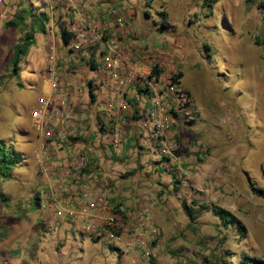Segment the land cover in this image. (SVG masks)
Returning a JSON list of instances; mask_svg holds the SVG:
<instances>
[{
	"label": "rangeland",
	"instance_id": "374dc122",
	"mask_svg": "<svg viewBox=\"0 0 264 264\" xmlns=\"http://www.w3.org/2000/svg\"><path fill=\"white\" fill-rule=\"evenodd\" d=\"M164 1L174 31L197 38L188 54L178 57L173 46L161 41L167 32L160 25L155 49L168 51L160 69L168 74L182 69V82L198 104V119L179 128L187 157L199 169L187 171L177 160V165L164 169L154 161L158 152L146 153L141 145L134 149V144L126 158L117 160L107 145L83 153L97 156L95 171L113 202L132 206L143 195L150 197L161 232L150 264H241L247 257L264 261V198L249 184L250 179L264 185V0H196L197 5L194 0H119L117 4L133 8L136 21L143 23L144 10L152 13L153 20L162 19L157 10ZM23 10L31 15L18 25L0 20V148L16 161L9 177L0 176V192L9 198L6 205L0 204V264H133L130 254L117 251L90 229L97 221L60 219L54 207L58 197L35 190L44 173L34 158L39 146L34 145V130L39 136L34 104L40 95L52 94L43 73L53 42L58 50L66 47L64 22H56L52 31L45 0H22L16 13ZM189 17L197 23L189 24ZM27 32L35 35L36 42L15 72L13 47ZM91 59L86 60L89 68ZM87 66L81 73L97 75ZM107 130L101 133L102 144ZM215 206L236 215L245 234L239 225H224Z\"/></svg>",
	"mask_w": 264,
	"mask_h": 264
},
{
	"label": "built area",
	"instance_id": "2783aa9c",
	"mask_svg": "<svg viewBox=\"0 0 264 264\" xmlns=\"http://www.w3.org/2000/svg\"><path fill=\"white\" fill-rule=\"evenodd\" d=\"M22 0H0V20L13 21L16 9ZM50 12L52 31L56 22L62 20L65 30L71 36L68 47L75 52H82L101 46L103 70L107 72L114 87L125 94L132 86H138L148 97L149 105L143 113L142 124L154 140L155 148L162 158L175 159L180 162L178 145L169 140L168 130L180 121L192 123L198 118L199 107L181 78L174 79L175 74H168L160 68L168 60L166 49L140 48L129 37L128 24L122 6H100L98 13L113 18V26L124 30V35L107 34L110 23L103 22L100 15H95L86 0H45ZM67 2L70 9L59 11ZM73 5V6H72ZM63 15V16H62ZM60 18V19H59ZM146 62L142 64L141 59ZM49 63L43 73L48 80L47 88L51 95L42 94L38 106L33 112L34 126L39 133L41 143L35 152V160L41 172L49 173L52 166L53 142L64 133L69 124L68 114L58 107L56 93L66 89L62 81L63 72L59 65V56L53 48ZM159 67V74H152L153 67ZM121 110H127L128 102L119 103ZM116 124L110 134V142L119 146L123 138V125ZM72 134L90 135L87 120L75 118L70 124ZM95 154L86 155L78 152L66 164L68 184L80 181V190L76 193L69 186H61L62 208L57 209L60 219L79 220L95 224L90 229L98 236H103L122 254H130L133 264H150L155 255L153 244L160 238V229L152 214V202L148 195H143L136 205H124L113 202L106 189L99 185V174L89 173L87 169L96 164ZM187 171H192L191 168ZM97 218V220H93Z\"/></svg>",
	"mask_w": 264,
	"mask_h": 264
},
{
	"label": "crops",
	"instance_id": "0c3cea01",
	"mask_svg": "<svg viewBox=\"0 0 264 264\" xmlns=\"http://www.w3.org/2000/svg\"><path fill=\"white\" fill-rule=\"evenodd\" d=\"M210 1H213L214 3L217 2V0ZM118 2L119 0H86L85 2L86 6H88L96 16L101 14L100 18L104 23H110L107 30L109 37L117 34L124 35V30H120L119 28L113 26L114 21L112 17L105 16V14L100 12L98 13V11L100 6L109 4L118 5ZM160 3L161 6H159L157 12L161 13L160 15L163 16H161L162 19L153 20L152 13L148 10H144L146 21H143V23L136 21L137 13L133 8L122 6L123 12L128 21V27L125 32L127 31L129 37L133 40L132 42L136 45L155 48L159 47L156 46L159 42L157 33L162 31L160 28L161 25V27H163L167 32V36H162L161 41L166 43L167 46H173V48L178 51V57L180 55L185 57V55L188 54V48L193 44L194 40L196 41L197 38L187 34L184 35V33L178 35V33L174 31V23L170 19V14L165 5L166 2L164 1ZM194 3L197 5L196 0H194ZM198 4L203 6L202 2ZM211 5L212 4H209L208 6L211 7ZM70 7L71 5L65 2L63 7L60 6V9L64 12L65 9H70ZM47 8L49 9V7ZM196 13H194V16H196ZM187 21L189 24L197 23L196 18L192 19L189 17ZM134 23L136 25H134ZM64 46L66 47L65 49L62 47L58 50V45L53 42L52 51L54 48L59 56L60 68L63 72L62 81L66 86L64 91L56 94L58 107L63 108L67 112L69 124L66 131L53 142L54 154L52 156L53 163L51 170L49 173L44 174L42 183H38L35 187L36 191L38 190L42 193L44 191H50L53 192L55 198L56 196L58 197V200L54 203L55 209L62 208L65 203V201L63 202L61 195V186H69L71 191L74 193L80 190V181L68 184V173L66 171V164L68 160L78 152L83 153L84 149L89 152H93L95 151V147L107 145L112 150V153L108 154L112 155L114 160L121 159V157L126 158L127 154H129L128 148L133 150L131 149L133 148L131 147L132 144L137 145L134 149H137V147L141 145L139 147H141L146 153L151 149H153L154 152H158L155 148L154 140L151 137L150 132L146 130L142 124L143 113L149 105V99L146 94L138 86H132L125 94H121L118 90H116L107 72L103 70L101 46H99V48L96 47L88 49L82 54H80V52L78 53L70 50L68 44L66 43H64ZM206 47H208L207 44ZM88 56L92 57V63L94 64V67L92 68H89L86 65ZM141 62L144 64L146 60L142 58ZM85 66L97 72V75L95 74L90 76L85 73H81V69ZM70 68H75V72L70 73ZM179 72H182L183 74L182 69ZM183 76L184 74L182 75V78ZM91 92L93 93V96L91 95ZM123 100L129 104L127 110L124 111L119 107V103ZM35 106H38V101L35 102L34 107ZM75 118H84L87 120V123L91 128L89 129L90 135H71L73 128L70 124ZM123 119L126 120V123L123 125V138L121 144L116 147L110 142L109 134L116 124L122 123ZM189 124L192 123H184L180 121L172 125L168 130V136L170 137L169 140L172 142L175 141L178 145V154L181 158L180 162L183 163V167L185 169L191 168V170L197 171L200 166L188 159L186 144L181 138V128H179L181 126L189 127ZM104 128L108 129L107 131L109 132L104 135L105 139L103 142L105 144H102L101 133ZM95 129H98L100 133L98 131V133H96ZM97 134L100 137L96 136ZM34 135V145H39L41 143V138L37 135L35 130ZM154 161H156L158 165L160 164V166L164 169H166L169 165L170 167L177 165L175 164V159L162 158L159 152L158 156H156V160ZM116 162L119 163V161ZM95 163L96 164H91L87 169V171L92 173V175L98 174L95 169L99 166L97 161ZM171 164L174 165L171 166ZM202 164L204 165L205 163ZM169 171L173 172L171 169H169ZM102 184V181H100L99 185L101 186ZM40 199V204L45 206L42 203L43 196H41ZM52 205H49V207H52ZM38 209L41 210L40 207H38ZM93 220H97V218Z\"/></svg>",
	"mask_w": 264,
	"mask_h": 264
},
{
	"label": "trees",
	"instance_id": "16d2710c",
	"mask_svg": "<svg viewBox=\"0 0 264 264\" xmlns=\"http://www.w3.org/2000/svg\"><path fill=\"white\" fill-rule=\"evenodd\" d=\"M23 11L25 12V15H23ZM23 11H18L15 15V19L11 22H9L10 25H18L20 22H22L26 16L31 15L28 10H23ZM164 14V13H163ZM18 20V21H17ZM42 21V19H41ZM44 24L40 23L39 28L44 30ZM62 38L64 43L68 44L71 36L69 33L65 30L64 26H62ZM36 42V37L33 33L27 32L23 39L16 43L13 47V53L11 57V62L14 65V71L19 72V65L24 59V57L28 54L30 51L31 47L34 45ZM259 43V41H257ZM91 66L94 67V64L92 63V59L90 61ZM161 70L159 67L155 66L152 69V74H159ZM182 72H178L175 74L174 79H179L182 78ZM91 95L93 96V93L91 92ZM11 155V154H10ZM9 153L5 150V148H0V176L3 177H9V172L16 162L12 155L10 156ZM169 159V158H166ZM202 160V158H201ZM174 178H177L176 173L174 174V171L172 173ZM249 184L252 192L262 198H264V185L263 186H257L254 182H252L249 179ZM8 197L4 195L2 192H0V204L6 205V202L8 201ZM205 207V206H203ZM214 213L216 216H218L224 225L228 226L229 224L233 225H239L241 234H245V228L243 225L239 222L237 219V216L234 215L232 212L229 210L220 207V206H215L214 208ZM216 264H228L227 262H217ZM241 264H264V261L257 259L255 257H247Z\"/></svg>",
	"mask_w": 264,
	"mask_h": 264
}]
</instances>
